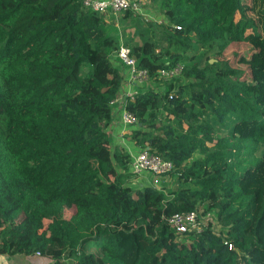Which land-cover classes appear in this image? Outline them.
Wrapping results in <instances>:
<instances>
[{
  "label": "trees",
  "instance_id": "16d2710c",
  "mask_svg": "<svg viewBox=\"0 0 264 264\" xmlns=\"http://www.w3.org/2000/svg\"><path fill=\"white\" fill-rule=\"evenodd\" d=\"M152 2L168 24L145 22L144 43L125 46L152 76L183 64V84L140 89L128 136L173 163L179 187L168 193L130 188V155L111 149L123 31L80 0H0V256L264 264V198L242 188L264 163L263 92L241 69L264 54V0ZM197 46L216 61L201 67ZM190 212H214L235 250L212 224L178 235L168 219Z\"/></svg>",
  "mask_w": 264,
  "mask_h": 264
},
{
  "label": "built area",
  "instance_id": "2783aa9c",
  "mask_svg": "<svg viewBox=\"0 0 264 264\" xmlns=\"http://www.w3.org/2000/svg\"><path fill=\"white\" fill-rule=\"evenodd\" d=\"M83 7L92 12L102 15L119 17L124 16L126 13L133 15L147 16L145 13L144 5L141 0H80ZM115 58H118L122 65L127 69L123 75L122 89L116 99L111 102L113 108H118L120 111V123L124 129L131 130L139 125L138 118L135 114L127 109L128 103L135 101L136 96L139 94L140 89L152 88L154 83L161 82L162 86H167L166 83L175 81L182 77L184 65L179 63L173 67L164 68L152 76L147 69H143L138 65L135 56L132 55L131 49L121 46L116 52ZM129 85V90L123 92V86ZM169 84V85H170ZM174 93L170 94L172 99ZM130 155V173L137 177V181L141 188L153 187L160 189L161 180L168 179L167 177L174 171V165L171 161L153 153L150 148L138 147L134 153ZM162 178V179H161ZM202 212V211H201ZM201 212H190L183 214H175L168 219V223L178 235H186L190 233L199 234L204 229L212 224L213 231L217 235L222 234L226 238V231L221 227V231L217 232L216 224L211 220L212 214L201 215ZM209 220H205V219ZM225 245L229 250H235V246L231 241L225 239ZM38 256V255H37Z\"/></svg>",
  "mask_w": 264,
  "mask_h": 264
},
{
  "label": "rangeland",
  "instance_id": "374dc122",
  "mask_svg": "<svg viewBox=\"0 0 264 264\" xmlns=\"http://www.w3.org/2000/svg\"><path fill=\"white\" fill-rule=\"evenodd\" d=\"M141 1L143 2L145 13L147 14V16L133 15L135 21H132V20L124 21L123 16H119V17L107 16V20L109 23L113 22L115 25L118 26L119 29H121L123 31L124 36L122 37L121 42H120V45H122V46H125V44H127V43H132L134 45H137V44L141 45L144 43V41L147 39V37L140 36L139 34L140 33H145V34L149 33L150 27L145 22H152L158 26L161 24H168L167 19L163 16L162 11L158 7V5L154 4L152 2V0H141ZM239 18H240V15L238 16V19ZM125 47H127V46H125ZM128 48H130V47H128ZM193 52L197 53V54H199V53L206 54L205 57L203 58L202 62H201V65H200L201 67L206 66V62H207L208 57L212 58L211 61H213V63L216 61L213 58L214 57L213 52L209 51L208 48L203 49L200 46L199 47L197 46ZM191 55H192V52H191ZM113 58H115V57H113ZM184 64H185V66H187L188 61L185 62ZM249 67H251V68H249ZM241 69H245L248 73L251 74L252 78L254 79V83L258 87L257 90L264 93V54L258 53L255 55L252 54V55L247 56L246 58H244L243 64H241ZM182 78H183V75H182V77L177 79V81L175 82L176 89L181 84H183ZM166 84L169 85L170 83L169 84L166 83ZM159 87H162L161 82H159V84L154 83V85H152L151 89L157 91L159 89ZM263 93H262L261 99L264 102V94ZM136 128H134V129H136ZM134 129H131L129 132H127V134H126L127 138L130 139V137L128 135ZM245 131H251L250 126L240 127L239 133H244ZM130 141H131V139H130ZM135 146L138 147L137 145H135ZM111 149H114V148L111 147ZM246 166L251 168L248 163L246 164ZM167 178L168 179H166V180H161L160 188H162L163 186H166V190H165L166 193H168L169 191L177 190L179 185H178L176 176L174 174H170V176ZM135 180H137V177L132 175V178H130V183H129L130 188H132L133 190L141 189L140 184ZM242 188L246 194H255L257 199H258V204H260L262 202V200L264 198V163L260 167L251 168L245 173V182L242 184ZM259 209L260 208H258L257 212H259ZM70 214L71 213L69 212L68 215L70 216ZM211 214H212L211 220L213 221V223L216 224L215 226H216L217 232H220L222 226L219 224V222L217 220V215L214 212H212ZM205 220L207 221L209 219L207 218ZM60 263L61 264H72L73 262H70L69 260H63ZM43 264H53V261L49 258H45V261H43Z\"/></svg>",
  "mask_w": 264,
  "mask_h": 264
},
{
  "label": "crops",
  "instance_id": "0c3cea01",
  "mask_svg": "<svg viewBox=\"0 0 264 264\" xmlns=\"http://www.w3.org/2000/svg\"><path fill=\"white\" fill-rule=\"evenodd\" d=\"M123 70L122 74L125 75L127 69L122 65ZM129 90V85L123 86V92H127ZM129 130L124 129L120 123V111L118 108L113 109V122L109 127V133L111 136V147H122L127 153H134L138 150L135 143L130 141L127 138L126 134ZM114 150V149H113ZM45 258L40 256H24V255H16V256H0V264H43Z\"/></svg>",
  "mask_w": 264,
  "mask_h": 264
},
{
  "label": "water",
  "instance_id": "95a60500",
  "mask_svg": "<svg viewBox=\"0 0 264 264\" xmlns=\"http://www.w3.org/2000/svg\"><path fill=\"white\" fill-rule=\"evenodd\" d=\"M211 63H213V61H211Z\"/></svg>",
  "mask_w": 264,
  "mask_h": 264
}]
</instances>
